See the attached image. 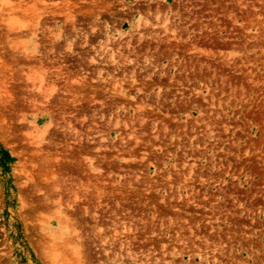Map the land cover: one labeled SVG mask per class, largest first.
Instances as JSON below:
<instances>
[{
	"label": "rangeland",
	"instance_id": "obj_1",
	"mask_svg": "<svg viewBox=\"0 0 264 264\" xmlns=\"http://www.w3.org/2000/svg\"><path fill=\"white\" fill-rule=\"evenodd\" d=\"M0 264H264V0H0Z\"/></svg>",
	"mask_w": 264,
	"mask_h": 264
}]
</instances>
